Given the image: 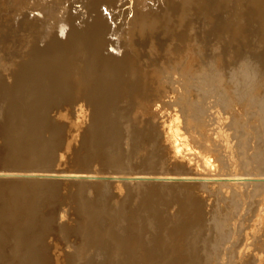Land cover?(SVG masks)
<instances>
[{
  "label": "rangeland",
  "instance_id": "rangeland-1",
  "mask_svg": "<svg viewBox=\"0 0 264 264\" xmlns=\"http://www.w3.org/2000/svg\"><path fill=\"white\" fill-rule=\"evenodd\" d=\"M0 147V264H264V0H0Z\"/></svg>",
  "mask_w": 264,
  "mask_h": 264
},
{
  "label": "bare ground",
  "instance_id": "bare-ground-1",
  "mask_svg": "<svg viewBox=\"0 0 264 264\" xmlns=\"http://www.w3.org/2000/svg\"><path fill=\"white\" fill-rule=\"evenodd\" d=\"M189 121V120H188ZM191 125V124H190ZM171 127H172V125H171ZM196 127V126H195ZM75 132H73L74 134H72V142H74L75 141V139H76V136L79 134H81L80 132L82 131V125H76L75 127ZM5 136V135H4ZM169 136L171 137L170 139H172V141H169V142H171V144H172V150H173V153L175 154V162H173V163H175V164H181V163H183L182 161H184V159H186L185 157V155H186V153H185V149L184 148H187V151L188 150H190V149H188V146H187V144L186 143H184V145L186 146H184V145H182L181 143H179V141H181V140H179L178 138V131H177V129L176 130H174L173 128H170V133H169ZM180 136H181V134H180ZM180 138H182V136L180 137ZM169 139V140H170ZM183 139V138H182ZM186 139V138H185ZM184 140V139H183ZM184 142H185V140H184ZM4 143H5V141H4ZM189 145V144H188ZM184 147V148H183ZM1 148V147H0ZM2 149V148H1ZM0 149V150H1ZM240 150V149H239ZM6 152H8L7 154H3L1 151H0V165H2V161L4 162L3 164H4V166H0V168L2 167V169L4 170V169H12V168H14V167H17V165H14V164H11V161L13 160V154H12V149L10 150L9 148H8V150H5ZM185 153V154H184ZM187 153H191V152H187ZM192 154V153H191ZM191 159V158H190ZM252 161V160H251ZM72 162H74V160L72 161ZM72 162H70V163H72ZM143 162V161H142ZM74 163H76L77 164V162H74ZM69 164V163H68ZM192 164V163H191ZM190 164V165H191ZM75 165V164H74ZM206 166H207V168L209 167H213V164H212V162H211V160H206ZM205 166V167H206ZM208 168V169H209ZM10 174V173H9ZM6 175H8V174H5V176ZM0 177L1 178H5V177H3V176H1L0 175ZM80 178L79 177V175L78 176H65L64 178H68V179H73V178ZM150 178H151V176H149ZM149 177H147V176H138V178H142L141 180H145V179H149ZM232 177V176H231ZM137 178V177H136ZM135 178V179H136ZM160 178V177H159ZM161 179V178H160ZM160 179H158V180H160ZM171 180H172V178H170ZM138 180V179H137ZM162 180H168L166 177L165 178H162ZM214 180V179H213ZM219 180V179H218ZM222 180V179H221ZM231 182H232V184H233V182H248V181H250L251 179L249 178V179H245L244 177H240V176H235V175H233V177L232 178H230L229 179ZM169 181V180H168ZM216 182V181H215ZM23 184H25V182H19V181H16V180H11V179H9V180H5V179H0V195L1 194H4V192L6 191V190H12V189H14V188H16V189H19V188H22L23 187ZM54 185H59V186H61L60 184H61V182H56V183H53ZM65 184V183H64ZM162 184H165V183H161L160 185H153L152 187L153 188H151V187H149V188H151V190L153 189V190H155V189H158V188H162V187H164V188H166V191H169V190H171V191H174V188L175 187H178L179 185L178 184H172V185H162ZM235 184V183H234ZM242 185H243V183H241ZM148 186V185H147ZM54 187V186H53ZM158 187V188H157ZM179 187H181V186H179ZM188 187V186H187ZM178 189V188H177ZM177 189H175V191L177 190ZM182 189H185V187L184 188H182ZM152 190V191H153ZM1 200V199H0ZM5 201V200H4ZM3 204V203H2ZM2 204H0V205H2ZM4 205V204H3ZM0 207H2V206H0Z\"/></svg>",
  "mask_w": 264,
  "mask_h": 264
},
{
  "label": "water",
  "instance_id": "water-1",
  "mask_svg": "<svg viewBox=\"0 0 264 264\" xmlns=\"http://www.w3.org/2000/svg\"><path fill=\"white\" fill-rule=\"evenodd\" d=\"M46 177H47V176H46ZM54 178H56V177H54ZM89 179H100V180L110 179V180H112L111 178H107V177H105V178H100V177H93V176H90ZM89 179H86V180H89Z\"/></svg>",
  "mask_w": 264,
  "mask_h": 264
}]
</instances>
